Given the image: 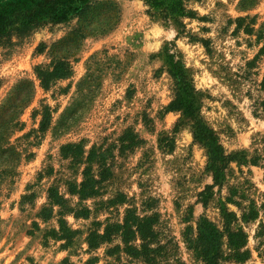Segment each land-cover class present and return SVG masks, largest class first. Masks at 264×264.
Segmentation results:
<instances>
[{
	"label": "rangeland",
	"instance_id": "374dc122",
	"mask_svg": "<svg viewBox=\"0 0 264 264\" xmlns=\"http://www.w3.org/2000/svg\"><path fill=\"white\" fill-rule=\"evenodd\" d=\"M99 1L0 49V107L24 103L0 120V264H147L141 245L204 264L197 239L220 243V264H264V0ZM168 55L233 156L219 180L163 112Z\"/></svg>",
	"mask_w": 264,
	"mask_h": 264
},
{
	"label": "trees",
	"instance_id": "16d2710c",
	"mask_svg": "<svg viewBox=\"0 0 264 264\" xmlns=\"http://www.w3.org/2000/svg\"><path fill=\"white\" fill-rule=\"evenodd\" d=\"M149 4H161L163 0H144ZM99 0H0V49H9L15 42L13 39H21L28 36L38 28L49 26L53 28L58 24L69 25L74 18L92 8ZM203 43L206 44L205 41ZM171 61L168 62L166 71L175 80V89L173 99L163 108V112L178 111L183 121L192 129L193 141L201 144L209 156L208 167L214 175L215 180L220 179L223 168L233 158L225 153L219 143L217 135L204 122L200 114L202 91L197 90L183 77V67L180 60H174L168 55ZM63 63L57 64L51 71L46 74L38 73L41 78V84L44 88L49 86V81L53 78H61L67 75L68 70L63 69ZM19 88L13 90L17 94ZM14 97L9 96L8 103L0 107V120L5 122L10 113L23 108L24 103L16 104ZM18 113V111H17ZM10 121L12 126H17L18 121ZM1 126H6L2 124ZM7 128V126H6ZM163 139L170 141L169 150L173 148V139L163 136ZM8 150V149H7ZM199 230L214 235L217 231L215 226L206 219L203 220ZM201 235V234H200ZM194 250L202 257L204 264H220L223 259L221 245L209 244L202 246L200 239ZM89 247H96L97 242L93 240V234L89 236ZM143 260L147 264H155L154 249L141 245Z\"/></svg>",
	"mask_w": 264,
	"mask_h": 264
}]
</instances>
